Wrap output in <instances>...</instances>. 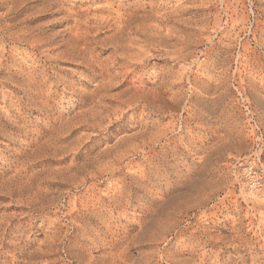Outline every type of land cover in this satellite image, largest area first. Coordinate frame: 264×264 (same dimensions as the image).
I'll return each mask as SVG.
<instances>
[{"label":"rangeland","instance_id":"1","mask_svg":"<svg viewBox=\"0 0 264 264\" xmlns=\"http://www.w3.org/2000/svg\"><path fill=\"white\" fill-rule=\"evenodd\" d=\"M0 264H264V0H0Z\"/></svg>","mask_w":264,"mask_h":264}]
</instances>
